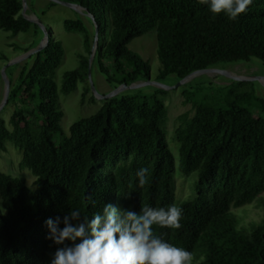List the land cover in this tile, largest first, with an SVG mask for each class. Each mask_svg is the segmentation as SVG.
<instances>
[{"label":"trees","instance_id":"obj_1","mask_svg":"<svg viewBox=\"0 0 264 264\" xmlns=\"http://www.w3.org/2000/svg\"><path fill=\"white\" fill-rule=\"evenodd\" d=\"M63 1L80 5L92 27L80 17L64 20L65 31L81 35L85 54H78V66L62 75L63 94L87 79L95 24L98 47L91 67L96 61L113 87L148 78V63L127 44L151 30L160 63L156 79L175 75L179 80L197 69L253 59L264 70V0H253L235 21L213 15L199 0ZM21 10L22 0H0L1 30L15 35L33 26L40 32L35 44L14 45L26 52L43 32ZM62 55L63 48L50 35L15 78L18 63L5 69L10 88L2 110L9 104L16 108L9 118L11 129L0 118V150L7 142L19 149L18 167L29 169L35 179L29 187L23 178L0 170V208L5 209L0 215V264H48L55 246L45 239L44 221L72 208L92 216L105 203L137 212L145 205L174 204V161L162 128L166 106L157 93L103 100L64 134L53 81ZM248 84L234 81L228 92L199 84L184 93L185 101L192 100L193 114H180L174 130L178 167L184 174L196 172L197 182L193 196L177 204L183 209L181 228L154 226V234L191 252V264H264V97ZM54 135L60 139L55 141ZM142 167L149 173L139 187L135 174ZM257 196L263 215L242 223L230 207Z\"/></svg>","mask_w":264,"mask_h":264},{"label":"rangeland","instance_id":"obj_2","mask_svg":"<svg viewBox=\"0 0 264 264\" xmlns=\"http://www.w3.org/2000/svg\"><path fill=\"white\" fill-rule=\"evenodd\" d=\"M49 1L50 0H27L26 13L33 15L36 19L41 21L42 24H44V26L48 29L49 36H53V38L57 40L60 46L63 48L62 58L54 70L53 81L58 88V105L62 111L59 124L63 133L68 134L69 127L73 122L93 114L101 106L103 100L98 99L92 94L88 79L78 81L76 88L68 94H63L59 90L64 72L76 68L78 66V54H85L82 46L81 35L77 32L65 31L63 27L64 20L76 19L77 17H80L90 30L92 27L89 20L83 14V9H80V12H78L58 3H54L50 6ZM40 35V32L36 31L33 26H31L27 32H19L15 35L0 29V55H4L9 60L17 58L25 52L20 48H15L14 45L24 47L30 43L35 44ZM127 48L136 52L142 60L148 63L149 74L146 80L151 82L156 81L169 87L162 88L154 84H148L139 88L125 89L119 92L117 95L135 94L140 96H148L152 95L153 93H157L156 97L162 100L166 106V119L162 128L165 132V139L174 161V204L177 205L180 201L193 196L194 187L197 182L196 172L192 171L190 173L184 174L180 172L178 167L179 144L175 138L174 130L179 124L178 116L180 114L186 112L189 117L193 114L192 100L185 101L186 96L184 93L191 91L193 92L199 86V84H202L205 88H212L214 91L223 90L224 92H228V90H230L229 85L233 84L234 81H238L225 78L217 73L201 74L181 85L177 84L180 79L177 80L175 75H169L162 79H156V75L160 68V63L156 55V38L154 30L133 38L127 44ZM6 62L7 61L0 57V69L6 64ZM31 62L32 60H28V57H24L23 59L19 60L17 62L19 66L13 71V78L17 76L23 65H26V63L30 65ZM106 63L107 61H104V64ZM215 68L226 69L234 75L246 77L264 75V70L259 65V61L257 59H253L247 63L237 62L233 64H223L216 66ZM90 76L94 88L101 95H104L118 87V85L113 87V85L106 82L105 76L100 73L96 61L91 67ZM146 80L142 79L139 81ZM243 82L249 83V86L253 85V87L256 89V94L264 97V82L257 80H245ZM248 85L243 86L241 89H247L249 87ZM209 90L215 94L213 90ZM2 94L3 81L0 76V100L2 98ZM91 96H93L92 100L90 99ZM15 108L16 105L9 104L5 106L4 110H0V118L4 120L8 129H11L9 118L14 112ZM59 139L60 137L58 135H54L55 141ZM20 158V150L15 148L11 143L7 142L6 149L0 150V170L11 176L23 178L26 185L32 187L35 176L30 172L29 169L18 167ZM205 188H207V186ZM260 196H264V191L260 194ZM260 196H257L250 203L244 204L242 206L230 207V210L234 213H237V216H241L242 223L244 224H248L252 221L256 222L263 215L261 206L258 203Z\"/></svg>","mask_w":264,"mask_h":264},{"label":"clouds","instance_id":"obj_3","mask_svg":"<svg viewBox=\"0 0 264 264\" xmlns=\"http://www.w3.org/2000/svg\"><path fill=\"white\" fill-rule=\"evenodd\" d=\"M213 15L235 21L253 0H199ZM149 170L136 172L138 186L147 183ZM95 206V201H92ZM5 209L0 208V215ZM183 209L145 205L139 212L105 203L92 216L72 208L44 221L45 239L55 246L48 264H191L192 254L154 234L158 228L180 229Z\"/></svg>","mask_w":264,"mask_h":264},{"label":"water","instance_id":"obj_4","mask_svg":"<svg viewBox=\"0 0 264 264\" xmlns=\"http://www.w3.org/2000/svg\"><path fill=\"white\" fill-rule=\"evenodd\" d=\"M54 3H58V4H62L64 6L69 7L70 9L74 10V11H78L80 12V9H83L80 5L75 4V3H70V2H66L63 0H50ZM26 8H27V0H22V10L21 13L23 15V17L31 22V23H35L36 25H38L40 27V29L43 32V36L41 38V40L39 41L38 45L32 49H29L28 51H26L24 54H22L21 56L14 58L12 60H9L6 62L5 65H3V67H1L0 69V76L1 79L3 81V94H2V98L0 100V110L4 107V105L7 102L8 99V95H9V88H10V82L9 79L5 73V69L12 65L17 63L19 60L23 59L24 57H28L30 54L36 53L40 50H42L47 44L48 41L50 39L49 33L47 28L44 26V24H42L41 21H39L38 19H36L33 15H29L26 13ZM89 17L92 18L91 15H89ZM98 47V27L95 24V34H94V39H93V44L91 47V51H90V55L88 58V65H87V79L89 81V86H90V90L92 92V94L97 97L100 100H106L108 98H111L115 95H117L119 92L125 90V89H133V88H139L143 85H148V84H154L157 85L159 87L162 88H169L165 85H162L161 83H158L156 81L151 82V81H136L130 84H126V83H121L120 85H118V87H116L115 89H113L112 91L101 95L99 94L96 89L94 88L92 81H91V63H92V59L95 55L96 49ZM207 73H217L219 75H222L225 78L231 79V80H236V81H245V80H257L260 82H264V75L263 76H254V77H246V76H240V75H234L233 73H231L230 71L226 70V69H218L215 67H207V68H202V69H197L194 70L190 73H188L187 75H185L184 77H182L179 82L177 83L178 85L180 84H185L186 82L190 81L192 78H194L195 76L201 75V74H207Z\"/></svg>","mask_w":264,"mask_h":264}]
</instances>
